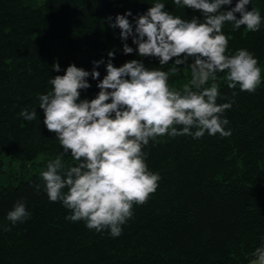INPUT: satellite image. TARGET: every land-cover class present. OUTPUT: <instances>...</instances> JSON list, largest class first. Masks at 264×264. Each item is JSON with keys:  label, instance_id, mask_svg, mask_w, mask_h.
<instances>
[{"label": "trees", "instance_id": "16d2710c", "mask_svg": "<svg viewBox=\"0 0 264 264\" xmlns=\"http://www.w3.org/2000/svg\"><path fill=\"white\" fill-rule=\"evenodd\" d=\"M155 2L0 0V264H246L264 241V20L255 32L244 26L233 30L229 23L223 29L229 53L248 50L262 70L255 92L229 88L225 73L217 74V103L232 104L223 114L231 135L150 140L144 152L148 168L160 176L158 187L146 203L133 205L119 237L66 219L69 210L49 201L43 190L39 174L63 149L43 123L38 94L50 91V79L63 75L70 64L91 72L93 61L103 59L97 68L103 79L109 51L117 67L132 59L160 67L156 58L137 54L131 37L126 43L134 51L125 54L120 29L106 19L114 22L117 14L130 10L128 19L135 26V16ZM160 2L183 19L200 15L173 0ZM251 7L264 17V0H251ZM171 67L172 62L162 70ZM87 79L91 87L81 90V99L99 92L98 80ZM189 79L187 64L169 73L173 87ZM22 109H36L38 120L26 121L19 115ZM6 154L20 162L14 172L4 167ZM63 162L76 163L70 154ZM18 200L30 217L13 226L6 217Z\"/></svg>", "mask_w": 264, "mask_h": 264}, {"label": "clouds", "instance_id": "9594fccd", "mask_svg": "<svg viewBox=\"0 0 264 264\" xmlns=\"http://www.w3.org/2000/svg\"><path fill=\"white\" fill-rule=\"evenodd\" d=\"M177 7L200 13L190 19L171 14L165 4L156 0L146 12L133 21L130 10L117 14L112 28L120 29L125 54L134 49L126 43L129 37L137 45L140 57H154L160 67L149 68L138 59L114 66L113 51L106 64V75L100 78L97 68L103 59L93 61L91 72L70 64L63 75L50 79L51 90L38 94L43 123L54 133L63 152L47 162L40 172L43 190L49 201L61 202L69 210L66 219L84 221L89 229L110 231L119 237L122 226L133 215V205H142L153 194L160 180L146 162L144 147L150 140L168 135H231L224 117L230 102L217 103L220 96L218 73H225L229 88L255 92L262 82L257 58L246 49L229 53L225 23L233 30L242 26L259 31L262 20L251 0H173ZM224 6H228L225 8ZM239 14V15H237ZM173 63L168 71L164 65ZM187 64L190 79L177 88L169 84V73ZM60 72L59 63L52 65ZM98 80L99 92L92 99H81V90L91 85L88 77ZM26 121H37V111L22 109ZM70 154L75 164L65 165ZM41 185H36L39 190ZM30 217L23 200L7 212L15 226ZM4 230L9 231V228ZM248 264H264V241L250 253Z\"/></svg>", "mask_w": 264, "mask_h": 264}, {"label": "rangeland", "instance_id": "374dc122", "mask_svg": "<svg viewBox=\"0 0 264 264\" xmlns=\"http://www.w3.org/2000/svg\"><path fill=\"white\" fill-rule=\"evenodd\" d=\"M160 137H163V136H160ZM2 159L5 161V164H6L5 166L3 164L2 166H4L7 169V172H10L12 170H13L12 172H14L17 168H19V164H20L19 160L11 158V156H9L7 154L3 155ZM246 264H248V263H246Z\"/></svg>", "mask_w": 264, "mask_h": 264}]
</instances>
